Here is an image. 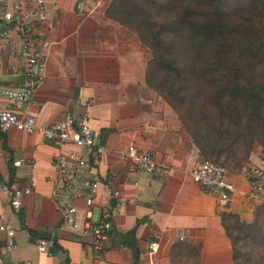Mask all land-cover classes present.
<instances>
[{"label": "crops", "instance_id": "crops-1", "mask_svg": "<svg viewBox=\"0 0 264 264\" xmlns=\"http://www.w3.org/2000/svg\"><path fill=\"white\" fill-rule=\"evenodd\" d=\"M109 4L110 0H46L53 44L45 77L30 100L0 99V109L28 112L40 126L73 111L100 129L106 152L93 170L100 176L115 171L116 177L112 187L99 186L96 210L110 206L121 235L136 230L137 264H237L222 214L236 213L252 222L264 199L252 196L241 170H230L229 178L239 191L227 206L219 204L218 192L209 193L192 179V168L202 161L199 149L174 110L147 83L150 49L136 32L106 16ZM24 69L7 44L0 43V82L17 85ZM4 139L10 151L4 148ZM132 142L155 151L161 169L137 170L125 156ZM58 151L40 131H0V225L15 228L18 244L8 250L7 233L0 229V264H133L132 247L112 245L102 258H95L92 236L63 225L53 197L55 172L50 165ZM20 159L22 164L14 165ZM249 161L264 166L259 143ZM12 169L14 179L9 184ZM32 177L33 191L15 208L2 185L23 187ZM112 189L127 201L119 204ZM75 202L84 206L82 198ZM148 218L153 223L145 225ZM155 232L160 234V246L151 253L149 243ZM41 237L55 240L53 255L38 249Z\"/></svg>", "mask_w": 264, "mask_h": 264}, {"label": "trees", "instance_id": "trees-1", "mask_svg": "<svg viewBox=\"0 0 264 264\" xmlns=\"http://www.w3.org/2000/svg\"><path fill=\"white\" fill-rule=\"evenodd\" d=\"M139 1L119 2L127 16L139 17L141 9L143 21L154 28L157 22L145 18L153 16L150 9L158 10L159 15L171 11L173 21L187 29L173 30L172 37H165L163 26L139 30L112 14L151 49L148 85L181 119L202 158L228 164L231 171L241 170L249 162L255 143L264 146V9L257 6L259 0L251 1L256 3L252 13L263 23L260 27L251 25L255 18L232 23L230 11L224 8L227 0H145L152 5L148 10ZM165 70L163 81L155 82ZM164 82L170 84L168 88ZM3 146L10 151L5 139ZM13 179L12 169L8 183ZM263 212L264 203L252 222L236 213L222 214L237 264H264ZM135 235V229L122 235V244L135 250L133 264L139 260Z\"/></svg>", "mask_w": 264, "mask_h": 264}, {"label": "built area", "instance_id": "built-area-1", "mask_svg": "<svg viewBox=\"0 0 264 264\" xmlns=\"http://www.w3.org/2000/svg\"><path fill=\"white\" fill-rule=\"evenodd\" d=\"M0 43L7 44L12 54L25 64L24 77L17 85L0 82V99L30 100L45 77L53 44L46 0H0ZM10 128L26 133L40 131L59 148L50 165L55 172L53 197L62 213L63 225L71 231L92 236L95 258H102L112 245L122 244V235L114 226L112 208L108 206L97 211L95 206L99 186L105 183L112 187L116 177L115 171L100 176L93 170L106 152L100 129L92 126L86 116H78L73 111L40 126L36 117L28 112L21 113L8 107L0 109V129L6 131ZM125 156L139 171L153 173L161 169L157 153L142 149L134 142L128 145ZM21 164V159L14 161V165ZM229 173L227 166L211 159L202 160L191 170L192 179L204 190L218 192L221 206H227L232 195L239 191ZM241 173L250 183L252 196L264 199V166L249 161L243 165ZM35 184L32 177L23 187L3 184L2 188L11 194V203L18 209L23 196L32 192ZM112 196L119 204L127 201L115 189H112ZM77 198L84 200L83 207L75 202ZM152 223L151 218L144 221L145 225ZM0 229L7 233V249H16L15 228L2 224ZM54 246L52 237H41L37 243L38 249L48 255L54 254ZM159 246L160 234L155 232L149 243L150 252L156 253Z\"/></svg>", "mask_w": 264, "mask_h": 264}, {"label": "rangeland", "instance_id": "rangeland-1", "mask_svg": "<svg viewBox=\"0 0 264 264\" xmlns=\"http://www.w3.org/2000/svg\"><path fill=\"white\" fill-rule=\"evenodd\" d=\"M119 1L120 0H110V4L108 5L107 10H106V16L108 18L116 21L118 24L127 27L130 30H133V29H131L130 27H128L127 25H125L121 21H118V20L112 18V14L115 13V15H118L127 24H129L131 26L133 25L134 27H137L139 30H159V28L163 26L165 28L164 30H166L164 33L165 37H172L173 36V30H187L184 27H179L173 21V13L171 11H164V13H161L159 15L158 10H156V9L151 10L150 9V12L153 14V16H151V17L146 16L145 18L148 20H153V21L157 22V26L154 28V27L148 25L145 21H143L144 12L141 9L138 10V13L140 14L141 17L140 16L139 17L127 16L126 13L124 12V8L122 6H120ZM262 1L264 2V0H261V1L259 0V2H257V6L261 9H264V4L262 3ZM187 2H189V1H187ZM245 2H246V5H244ZM255 2H252L251 0H227L225 5H224V8L226 10L230 11V13H231L230 19H231L232 23H236V22H242V23L247 22L248 23L249 19L255 18L257 21L252 23L251 25L256 24L257 27H260L263 23H259V20H258L259 17L256 16L254 13H252L253 10H255L254 9V6L256 5ZM139 3L142 5L141 6L142 8H144V9L147 8V10L152 7L151 3H149V2L147 3L145 0L139 1ZM128 5H130V3H128ZM261 18L264 20V14H263V16H261ZM150 51H151V49H150ZM152 57H153V54L151 51V58ZM149 61H148V64H149ZM165 74H166V70L161 71L160 72L161 78L156 76L157 79L155 82L161 83L163 81V75H165ZM169 85L170 84L168 82H164L165 87L168 88ZM156 92H158V91H156ZM256 143H259L263 147V150H264V146L259 141H257ZM206 159L207 158H202V160H206ZM226 165L228 166V168H230V166L228 164H226ZM262 216H264V212H263Z\"/></svg>", "mask_w": 264, "mask_h": 264}]
</instances>
